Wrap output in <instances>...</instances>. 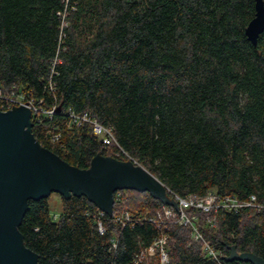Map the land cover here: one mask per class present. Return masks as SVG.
I'll return each instance as SVG.
<instances>
[{
  "label": "trees",
  "instance_id": "trees-1",
  "mask_svg": "<svg viewBox=\"0 0 264 264\" xmlns=\"http://www.w3.org/2000/svg\"><path fill=\"white\" fill-rule=\"evenodd\" d=\"M255 13V0H0V86L55 106L32 119L44 147L85 168L95 153L133 159L171 197H256L238 210L187 209L219 260L193 226H157L166 205L148 191H116L102 233L85 195L57 193L58 215L55 193L30 199L18 229L38 264H151L140 256L162 236L167 264H253L227 259L229 244L264 258V32L256 46L246 35ZM70 111L110 127L118 145Z\"/></svg>",
  "mask_w": 264,
  "mask_h": 264
},
{
  "label": "water",
  "instance_id": "water-1",
  "mask_svg": "<svg viewBox=\"0 0 264 264\" xmlns=\"http://www.w3.org/2000/svg\"><path fill=\"white\" fill-rule=\"evenodd\" d=\"M255 8L246 35L256 46L264 32V0H255ZM32 119V110L25 105L0 111V264H38V254L24 245L18 229L30 199L52 193L66 198L85 195L112 214L115 192L133 189L148 191L164 205L179 210L176 197H171L166 185L143 165L100 153H95L89 168L70 164L37 140ZM229 245L227 259L264 264V258L253 251L239 253L234 244Z\"/></svg>",
  "mask_w": 264,
  "mask_h": 264
},
{
  "label": "built area",
  "instance_id": "built-area-1",
  "mask_svg": "<svg viewBox=\"0 0 264 264\" xmlns=\"http://www.w3.org/2000/svg\"><path fill=\"white\" fill-rule=\"evenodd\" d=\"M21 105H25V106L29 107L32 110L33 116L36 115L38 112H42V114L50 115V116L55 113V106L50 108V109L39 108L34 103V101L27 99L25 95L20 94V95L16 96L13 93L8 94L0 86V111H8V110L13 109L14 107L21 106ZM69 114L71 116L73 123H75L78 126L81 125L83 122H88L92 126L93 133L99 139H101L103 144L110 145V144L115 143L118 145L112 129L110 127L102 124L97 119L91 117L87 112H85L83 114H77L74 111H70ZM59 139H60L59 133H55L52 136V140L55 142L58 141ZM209 196H211V198ZM209 196L206 197L207 199L204 198V199H200L198 201H195L194 199H183V198L176 197V199L179 202L180 212H179V210L176 211L175 209H173L169 206H165V207H163L162 210L158 211L157 217H155L154 219H151V220L159 227H161V225L163 224L164 219L171 221L172 220L171 218H173V220L179 222L180 224L193 226L194 232H195L194 233L195 239L203 240L204 244H205V249L208 252V254L211 257H213L214 259L219 260V256H220L219 251L214 249L204 239L203 234L193 224L192 219L186 213L187 209H189L192 206H195V207L202 208L206 212L211 211L212 209L218 210L219 208H223L226 210H238L243 206L256 205L255 204L256 197L254 195H252L250 197L249 201H245V202L242 201L241 202V201H239L236 198L231 197V196H225V197H221V198H217V196H215L214 194H210ZM184 210H185V212H184ZM99 213H100V215H99L100 217L98 220V226H99L100 232L102 233L104 231V226H103L102 221H101V216L104 215L105 212L100 210ZM125 217L128 218L129 215H125ZM166 241H167V237L162 236V237L156 239L154 244L146 250V253H148L150 251L159 250V253H158L160 256V263L159 264H167L168 260H169V252L165 246ZM144 256L147 257V255H144L142 253V255L140 256V260ZM136 264H138V263H136Z\"/></svg>",
  "mask_w": 264,
  "mask_h": 264
},
{
  "label": "rangeland",
  "instance_id": "rangeland-1",
  "mask_svg": "<svg viewBox=\"0 0 264 264\" xmlns=\"http://www.w3.org/2000/svg\"><path fill=\"white\" fill-rule=\"evenodd\" d=\"M128 194L125 193V196L127 197ZM209 197L211 198V196H209ZM205 199H207V198H205ZM49 202L51 205V213L53 215H58L60 213V210H61V197H60V195L57 193L53 194L49 198ZM184 212H185V210H184ZM186 213H187V211H186ZM187 214L191 219L193 216L194 217L196 216V215H190L189 213H187ZM120 215H122V216L129 215V211L126 210L125 206H124V208H122L120 210ZM156 217H157V214H156ZM171 219H172L171 221H173V218H171ZM146 255L148 257L149 262H151V264H159L160 263V256L156 251H150V252L146 253Z\"/></svg>",
  "mask_w": 264,
  "mask_h": 264
}]
</instances>
